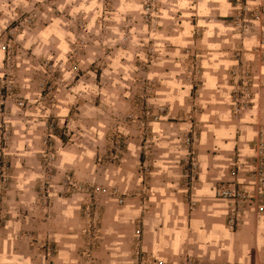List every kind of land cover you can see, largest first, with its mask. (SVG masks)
I'll return each instance as SVG.
<instances>
[{
    "label": "crops",
    "instance_id": "1",
    "mask_svg": "<svg viewBox=\"0 0 264 264\" xmlns=\"http://www.w3.org/2000/svg\"><path fill=\"white\" fill-rule=\"evenodd\" d=\"M175 3L177 12L164 20L158 40L165 48L152 66L161 84L157 102L160 122L153 126V143L148 146L151 150H145L148 159L145 180L142 182L136 174L137 165L145 160L142 148L135 143L138 138L131 137L121 166L100 165L96 163L94 147L96 141L102 143L104 138L99 135L95 140L94 128L83 123L80 131L71 129L73 142L58 152L56 187L64 174L71 172L79 181L95 179L100 184L134 190L123 206L112 201L106 205L101 248L97 253L100 264H136L130 242L136 231L134 220L140 218H143L140 220L143 240L139 245L151 264L158 259L165 264H264V214L248 210L243 225L230 229L228 204L216 196L231 180L230 170L238 160L244 164L241 179L250 183L256 143L260 138L264 140V0H244L248 13L243 15L238 28L236 0ZM53 34L45 44L39 41L38 48L44 53L54 50L65 57L68 38L58 29ZM194 46L200 49L204 83L200 106L190 120L185 116L190 88L184 78L183 50ZM94 56L92 47L87 48L81 60L84 70ZM238 61L246 63L253 77H260V86L254 89V105L240 118L235 116L230 103V74ZM128 66L127 62L114 61L103 76H111L115 68L122 71ZM86 73L88 79L75 89L84 97L79 102L84 118L100 113L88 100L91 93L107 95L114 106L125 109L121 104L129 102L122 100L119 87L96 86L91 79L92 71ZM74 98L65 96L52 110L62 118L61 122L72 121L76 125L71 118ZM26 124L30 126L28 134L16 133L10 141L11 178L6 179L11 188L21 190L11 202L18 200L23 212L17 213L11 206L8 209L0 262L79 264L85 228L82 201L57 198L52 224L39 219L42 209L33 190L41 173L38 159L43 134L41 113L34 109L18 117L16 129L25 128ZM69 125L72 126L70 122ZM131 135L137 136L136 129ZM190 162L195 165L194 171L191 165L186 168ZM26 230L35 232L40 239L54 238V256L47 259V250L31 246L23 236Z\"/></svg>",
    "mask_w": 264,
    "mask_h": 264
},
{
    "label": "rangeland",
    "instance_id": "2",
    "mask_svg": "<svg viewBox=\"0 0 264 264\" xmlns=\"http://www.w3.org/2000/svg\"><path fill=\"white\" fill-rule=\"evenodd\" d=\"M171 1L0 0V243L3 228L9 219V207L17 213L23 212L18 200L11 202L13 198H18L21 190L11 188L10 183L6 182V179L11 178L9 144L16 133L28 134L30 126L26 124L25 128L16 129V120L35 109L41 113L43 126L38 156L41 173L37 187L33 190L42 209L39 219L52 224L57 198L80 199L85 228L82 261L79 264H100L97 253L101 248L106 205L112 201L123 206L130 201L134 190L100 184L95 179L79 181L71 172H66L59 187H56L58 152L73 142L74 133L71 129L80 131L83 123H87L95 130V140H98L99 135L104 138L102 143L96 141L94 147L96 163L119 167L125 159L131 137L138 138L135 143L142 148L145 160L137 165L136 174L142 182L145 180L148 161L145 150H151L148 146L153 143V126L160 122L157 102L161 84L154 76L152 66L165 48L158 44L163 22L177 12L174 10L176 0ZM236 7L239 12L235 20L238 28L243 15L248 11L244 0H236ZM56 29L64 38H68L65 57L57 51L44 53L41 47L38 48L40 43L45 44L47 38L54 36ZM199 35V30H196V37ZM89 47H92L95 56L89 68L84 70L81 60ZM183 54L185 83L190 88L187 98L189 108L185 116L192 120L200 106L204 66L198 47H187ZM118 60L127 62L129 66L121 68L122 71L115 68L114 74L103 76V72ZM245 64L238 61L230 74V103L237 118L254 105V89L260 86V77H253ZM88 71H92L91 79L96 86L119 87L122 100L129 102L121 104L124 110L114 106L107 95L105 97L96 92L91 93L88 100L98 108L99 115L83 117L79 102L84 97L75 89L83 83L82 80L88 79ZM65 96L75 97L71 118L76 125L72 121H69L72 126L68 121L61 122L62 118L52 113ZM20 102L24 103L23 107L19 106ZM133 129H136L137 136L131 135ZM191 163H187L186 168ZM244 174V164L238 160L230 170L231 180L219 190L231 189L235 201L221 198L219 191L216 193L218 199L228 204L227 225L230 229L243 225L248 210L258 215L264 214V140L261 138L256 143L250 183L241 179ZM120 199L124 203H119ZM232 211L236 217L234 225L231 224ZM140 220L143 221V218L134 220V228H137L136 222ZM23 236L31 246L47 250V259L56 253L54 238L45 236L40 239L30 230H26ZM142 240L134 236L130 242L133 259L137 258L138 253L145 254L139 245Z\"/></svg>",
    "mask_w": 264,
    "mask_h": 264
},
{
    "label": "built area",
    "instance_id": "3",
    "mask_svg": "<svg viewBox=\"0 0 264 264\" xmlns=\"http://www.w3.org/2000/svg\"><path fill=\"white\" fill-rule=\"evenodd\" d=\"M4 49H6V48H4ZM19 106L23 107L24 106V103L23 102H20L19 103ZM0 111H2V107L1 106H0ZM188 143H190V140H188ZM191 167L192 168H195V165L192 163L191 164ZM192 168H191V170H192ZM190 177H191V175L188 178H190ZM218 195L221 198H223L225 200H228L230 202L235 201V199H234L235 194H234V192H232L231 189H224L221 192L219 191L218 192ZM118 201H119V203H124V200L123 199H120ZM260 210L262 211L263 208H260ZM235 221H236L235 212L232 211L231 212V224L234 225V222ZM136 226H137V228H136V231H135V237L139 239L141 237V235H142L140 221H137L136 222ZM150 261H151L150 257H148L146 255H141V254L138 253V256L136 258V264H151ZM154 264H165V262L158 259V260H155Z\"/></svg>",
    "mask_w": 264,
    "mask_h": 264
}]
</instances>
